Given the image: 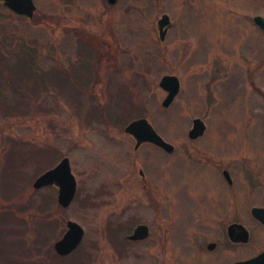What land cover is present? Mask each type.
<instances>
[{"label": "rangeland", "instance_id": "1", "mask_svg": "<svg viewBox=\"0 0 264 264\" xmlns=\"http://www.w3.org/2000/svg\"><path fill=\"white\" fill-rule=\"evenodd\" d=\"M34 3L35 15L56 19L32 21L0 2V53L40 75L25 89L22 81L5 85L0 72V107L26 110L0 111V264H160L165 225L168 264H183L188 206L264 207V31L252 22L264 18V0H117L116 11L106 0ZM164 12L175 24L161 41ZM86 40L105 52L98 74L76 77L91 95L52 71H81ZM164 75L180 81L167 108L158 85ZM140 117L172 153L150 144L134 149L123 129ZM195 118L206 130L190 140ZM64 157L77 181L67 208L55 187H32ZM68 220L84 237L73 255L56 259L53 245ZM139 224L153 234L129 243Z\"/></svg>", "mask_w": 264, "mask_h": 264}, {"label": "flooded vegetation", "instance_id": "2", "mask_svg": "<svg viewBox=\"0 0 264 264\" xmlns=\"http://www.w3.org/2000/svg\"><path fill=\"white\" fill-rule=\"evenodd\" d=\"M158 1L160 0H156V2ZM0 2L2 6L8 9L4 5L3 0H0ZM116 2L117 0L113 2L111 0H106V6L116 11ZM10 12L16 16L24 17L12 11ZM163 15H168L169 17V24L163 28V30L167 32V35L168 32L172 31L175 23L169 14L164 12L161 17ZM255 17L252 19V22L259 30L263 31L262 28L256 24ZM158 21L157 28L159 32ZM69 29L72 30L71 28ZM128 136L132 137L131 135ZM146 144L149 143L142 145ZM227 183L230 185L232 181L231 183L227 181ZM256 207L261 206H215L205 204L188 206L190 209L186 212V214L188 213L186 219L188 224L192 226V232L190 237H187L189 240L187 241L186 239V241H184L183 248L185 252L183 253V264H236L256 259L264 252V223L256 219L253 215L252 210ZM147 227L149 231L147 238L132 241L126 236V240L132 244L148 240L153 234V228ZM132 232L130 234H132ZM159 235L160 264H168L169 250L166 243L168 227L166 225L160 226ZM170 255L174 256L176 261L180 260L182 257L181 255H177L174 251H170Z\"/></svg>", "mask_w": 264, "mask_h": 264}, {"label": "water", "instance_id": "3", "mask_svg": "<svg viewBox=\"0 0 264 264\" xmlns=\"http://www.w3.org/2000/svg\"><path fill=\"white\" fill-rule=\"evenodd\" d=\"M111 1L113 2L114 0ZM3 3L12 12L18 15H24L29 19L33 17L36 11L33 0H3ZM255 22L264 30L263 17L256 16ZM168 24V15H163L158 21L160 40H164L167 32L163 28ZM158 85L166 92L161 106L167 108L179 94L180 81L174 75H164ZM205 130V123L200 118H195L192 120V128L188 132V138L190 140H196L204 134ZM124 132L135 139V149H138L144 143H150L167 153H172L174 150L173 145L166 142L145 117L131 121L124 128ZM140 174L142 175V172ZM223 176L231 183L228 171H223ZM48 186H54L57 189V203L60 207L67 208L73 202L77 192V181L72 172L69 158H62L55 167L42 173L32 184L34 189H41ZM252 213L256 219L264 223V207H256L252 210ZM148 233V227L144 224H139L134 228L132 234L128 236V239L132 241L143 240L147 238ZM83 237L84 229L77 222L68 220L66 221L65 233L54 243L53 249L60 257L69 255L80 245ZM236 264H264V252L252 261Z\"/></svg>", "mask_w": 264, "mask_h": 264}, {"label": "trees", "instance_id": "4", "mask_svg": "<svg viewBox=\"0 0 264 264\" xmlns=\"http://www.w3.org/2000/svg\"><path fill=\"white\" fill-rule=\"evenodd\" d=\"M56 19L55 16H51V15H46V14H41L39 15H34V17L32 18V21L36 20V21H46V22H53L54 20ZM66 31H72L70 30L69 28L65 29ZM83 39V38H82ZM88 43L86 45H83L84 48L86 47L85 49V55H86V58L84 60H81L80 61V64L81 66L83 67L81 69V71L79 72H68V71H65L62 67H59V68H53V72L54 73H60L62 76L61 77H64L63 79V82L65 83L66 82V78H69L71 77L72 78V87L76 88L74 86V84L77 86V88L79 89L80 86L83 87L82 88V91H86V93L89 95V90H86L85 86L83 85L82 82L78 81V79L76 78L77 76H80V75H88L89 74V77H91V74L90 73H94V72H97V74L99 73L100 69H98V67L95 66V63H98V62H101L102 61V58L101 56L104 54L105 55V52H102L101 54V51L100 49H98V41L97 40H92L94 42H92L93 44L90 43V41L86 40ZM83 43H85V40L83 39ZM97 55V58H96V61L94 63H92V60H93V57ZM81 57H83L81 54H80ZM87 60V62H86ZM99 64V63H98ZM31 67L26 65L25 63H10L8 62V60L4 59L3 55L0 53V72L5 76V85H11L13 87V83L14 82H20L22 81V86L24 87L25 86V89H28V85H29V81L30 80H36L38 77H40L39 74L31 71ZM54 73H52L54 75ZM88 77V80H90V78ZM51 78V77H49ZM89 82V81H88ZM28 84V85H27ZM60 82L56 84V88H59L60 86ZM66 84V83H65ZM55 87V86H54ZM76 88V89H77ZM84 89V90H83ZM14 93V92H12ZM16 94H13L15 96H22L21 93L22 92V89H21V92H15ZM91 95V94H90ZM29 98L31 99V97L29 96ZM0 111L2 113H4L5 115H22L23 113L26 112V110L20 108V107H15V106H11V105H8L4 108H1L0 107ZM135 112V110L133 111V113ZM13 152L11 151L9 154H8V159L9 160H12L13 158ZM77 250V249H76ZM75 250V251H76ZM75 251H73L71 254L73 255L75 253ZM71 254H69L68 256L66 257H69ZM66 257H63V258H66ZM56 259H60L58 256L56 257Z\"/></svg>", "mask_w": 264, "mask_h": 264}]
</instances>
